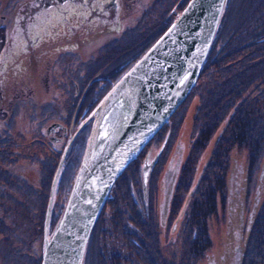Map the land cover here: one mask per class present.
Segmentation results:
<instances>
[{"label":"rangeland","instance_id":"obj_1","mask_svg":"<svg viewBox=\"0 0 264 264\" xmlns=\"http://www.w3.org/2000/svg\"><path fill=\"white\" fill-rule=\"evenodd\" d=\"M4 1L0 0L1 5ZM179 1H132L122 20L128 29L116 38L115 44L125 48L126 54L121 60L124 68L111 77L113 80L109 81V85L129 70L172 23L183 7ZM260 10L264 11V0H228L220 26L224 22L216 39L220 38L215 47L213 41L190 93L112 185L109 198L89 234L88 264H119V260L110 258L116 252V243H112V239L123 229L132 227V230L142 231L141 221L149 223L146 219L147 205L144 203L143 211L140 209L141 221L132 218L114 220L108 217V213L111 208H115L116 212L132 209L134 204L131 200L135 199L132 197L142 192L145 196L148 189L154 198L153 203L158 206L163 198L161 183L165 181L166 173L171 171L168 167L172 157L174 161L177 159L179 170L175 184L170 183L169 186V201L181 175H185L182 179L185 183L177 190L180 203L171 220L173 222L178 215V221H175L176 231L166 235L158 229L157 234L164 241L167 237H187L188 243H178L176 255L174 244L173 253L166 250L168 257L174 254V257L180 258L184 247L191 246L197 237L201 247H193L197 251L192 254V264H264V46L258 47L259 43L249 39L240 41V33L248 28L252 30L249 26L252 20L262 16ZM162 14L167 21L147 42L146 31H149L148 28L155 29L157 23L154 20ZM249 42L251 46L244 48ZM214 59L217 60L215 63ZM41 74L36 78L33 90L36 92L32 98L23 96V102L18 106L12 104L2 118L9 124V129L0 131V140L4 141H0V170L9 175V182L0 180V264H39L43 220L53 174L62 162L53 193V213L47 235L61 214L66 190L74 177L73 168L76 171L79 164L73 158L77 153H69L72 142L62 161L61 154L66 142L79 133L88 117L84 121H81L83 116L79 117L72 123L70 112L61 118L60 113H65L61 110V103H66L65 86L68 81H49L44 76L40 79ZM73 81L80 87L85 80ZM42 103L47 104L43 110L39 108ZM74 103L76 105L79 100L75 99ZM94 108L89 111L90 115ZM51 122L66 127L70 125L69 130L72 129L71 124L76 128L73 134L69 133L72 136L64 144H59V148L54 144L58 148L55 155L47 151L44 138ZM240 135L245 137V141L237 139ZM40 139L44 141L43 145ZM166 140L169 142L166 143ZM151 161L153 165L142 187L143 166ZM190 203L196 211L191 210ZM168 205L166 202L165 207ZM211 205H214L213 212ZM195 212L205 223L194 228L196 236L193 237L190 229L184 231L181 228L186 216L190 217ZM158 214L155 207V219ZM106 225L108 229L105 228L104 234H101V227ZM126 237L130 239V236ZM144 238L143 246H136L131 239L127 243L126 250L134 254L133 264H136V250H148L150 236ZM159 241L162 243V240ZM235 247L239 248V252ZM162 257L167 261L164 254ZM123 264L126 262L123 261ZM171 264L179 263L171 261Z\"/></svg>","mask_w":264,"mask_h":264},{"label":"flooded vegetation","instance_id":"obj_2","mask_svg":"<svg viewBox=\"0 0 264 264\" xmlns=\"http://www.w3.org/2000/svg\"><path fill=\"white\" fill-rule=\"evenodd\" d=\"M132 1L5 0L2 5L0 3V131L4 132L9 129V124L2 121V118L9 112V107L12 104L18 106V104L23 102V96L32 98V94L36 92H33L35 90L34 87H36V78L41 73L40 79H43L44 76L49 81H68L65 86L66 105L63 102L61 103V110L65 113H60L61 118L70 112V121L72 123L79 117L83 116L81 121L89 117L91 108L96 106L98 103H95L107 93L105 90L109 85V81L113 80L111 77L124 68H122L121 60L123 55L126 54L125 48L115 44L117 43L116 38L123 35L128 29V27L124 26L122 20L126 12H128L129 6L133 4ZM186 2L187 0L179 1L181 4ZM93 49L95 52L92 54ZM69 80H71V86H69ZM73 80L85 81L80 88ZM114 83L109 85V89ZM24 86L27 89L24 90ZM75 99L79 100L76 105L74 103ZM46 105L42 103L38 106L43 110ZM90 123V120L85 122L79 133L71 141L72 148L70 147L69 153L74 154V151L77 153L73 157L77 159L76 162L79 161L82 154ZM71 125V130H69L70 125L66 127L64 124H58L57 122L46 128L44 138L47 141L46 149L50 154L55 155L59 144H64V141L66 142L67 138L72 136L69 133L73 134L76 128L73 124ZM0 141L4 142L3 140ZM40 142L42 144L44 141L40 139ZM168 142L166 140V143ZM54 144L58 145V148ZM169 165L168 169H171V171L166 173L165 181L162 180L163 198L158 206L153 203L154 198L153 196L151 197L148 189L145 196L143 192L141 195L134 193L135 196L132 198L135 199L131 201L137 207L132 205V209H125L123 212H126V217L121 211L124 209L116 212L115 208L113 210L111 208L108 213V217L114 220L116 218H119L120 221L124 218H132L136 221H141L140 209L143 211V204L147 205L148 217L146 219H149V223L141 221L143 223L142 231H139V229L132 230V227L129 229L130 231L123 229L118 231L116 237L112 239V243H116V252L110 258L115 261L119 260V264H123V261L126 264L128 262L133 264L132 256L134 254L126 250L127 243L131 239L136 246H143L145 244V236L147 238L150 236L148 250L144 248L142 251L136 250V264H171V261H176L179 264H183L181 262L192 264V254L197 251L193 247L199 245L197 237L194 238L196 242H192L191 246L184 247V253L180 254V258L174 257V254L169 258L166 250L173 253V245L175 244L176 255L178 243H188L187 237L180 236L179 239L167 237L166 241H164V238H159L157 234L158 229L166 235L171 231H176L175 221H178V215L173 222L171 220L180 203L179 195L177 194L178 187L181 188L182 184L185 183V181H182L185 175L182 174L177 182L174 196L172 194L169 201V186L170 183L175 182L179 170L178 161L177 159L174 161V157L171 158ZM70 166L72 167L71 164ZM72 172H74V168ZM8 179L9 175L5 170H0V180L8 183ZM35 191L37 192V190ZM0 196H2V193H0ZM166 202L169 203L167 207H165ZM155 207L157 212H159L156 219L153 215ZM191 207L192 203H190ZM210 209L213 212L214 205H211ZM191 210L196 211L193 207ZM187 216L186 222L184 220L183 223L185 224H182L181 229L184 231L190 229L194 237L196 236L194 228L198 224L203 225L205 222L200 221V217L197 216L196 212L190 217ZM205 218L204 216L202 217L204 221ZM105 228L108 229V226L101 227V234H104ZM126 236H130V239ZM159 240H162V243ZM90 243L91 241L86 246L87 249L85 248L86 252H84L82 264L89 263ZM237 248L235 247V249ZM121 251L123 254H120ZM162 254L166 256L167 261L164 260Z\"/></svg>","mask_w":264,"mask_h":264},{"label":"water","instance_id":"obj_3","mask_svg":"<svg viewBox=\"0 0 264 264\" xmlns=\"http://www.w3.org/2000/svg\"><path fill=\"white\" fill-rule=\"evenodd\" d=\"M225 4L226 0H189L84 121L91 120L84 150L61 214L47 235L62 162L50 183L40 264L82 263L90 231L115 180L193 88ZM152 165L153 161L143 166L142 187Z\"/></svg>","mask_w":264,"mask_h":264},{"label":"trees","instance_id":"obj_4","mask_svg":"<svg viewBox=\"0 0 264 264\" xmlns=\"http://www.w3.org/2000/svg\"><path fill=\"white\" fill-rule=\"evenodd\" d=\"M227 4H228V0H226V5H225V8H226V6H227ZM181 5H183V4H181ZM225 8H224V10H225ZM261 11V13H260V15L262 14V16H260L257 20H255V21H253L252 20V22H251V24L249 25V26H251L252 27V30H250L249 28L247 29V30H244L242 33H240L241 34V39H240V41H243V40H247V39H249V40H252V41H254V42H257V43H259V45H258V47L261 45V46H264V11L263 10H260ZM257 17V16H256ZM167 20H166V18H164L163 17V14L159 17V18H156L155 20H154V23H157V26L155 27V29H151V28H148V30L149 31H146V33H147V36H146V41L147 42H149L150 41V38H151V36H152V34H156L159 30H160V28H162V26L165 24V22H166ZM223 22H224V20H223ZM223 22H222V24H223ZM222 24H221V26H220V24H219V27H218V29H217V32H216V36H215V38H214V47H215V43L219 40V38L220 37H218L217 39H216V37H217V33H218V35H219V32H220V29H221V27H222ZM160 25H161V27H160ZM263 27V28H262ZM262 28V29H261ZM158 35V34H157ZM156 35V36H157ZM155 36V37H156ZM155 37H154V39H155ZM251 45H250V42L249 43H247V45H245L244 46V48H249ZM260 46V47H261ZM215 61H217L216 59H214V63H215ZM235 137V136H234ZM237 139H239V140H241V141H245V137H243L242 135H240V136H237ZM254 140V139H253ZM253 142V141H252Z\"/></svg>","mask_w":264,"mask_h":264},{"label":"snow or ice","instance_id":"obj_5","mask_svg":"<svg viewBox=\"0 0 264 264\" xmlns=\"http://www.w3.org/2000/svg\"><path fill=\"white\" fill-rule=\"evenodd\" d=\"M171 31V30H170ZM133 71H135V69H133Z\"/></svg>","mask_w":264,"mask_h":264},{"label":"bare ground","instance_id":"obj_6","mask_svg":"<svg viewBox=\"0 0 264 264\" xmlns=\"http://www.w3.org/2000/svg\"><path fill=\"white\" fill-rule=\"evenodd\" d=\"M144 148H145V147H144ZM144 148H143V149H144Z\"/></svg>","mask_w":264,"mask_h":264}]
</instances>
